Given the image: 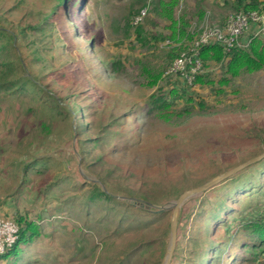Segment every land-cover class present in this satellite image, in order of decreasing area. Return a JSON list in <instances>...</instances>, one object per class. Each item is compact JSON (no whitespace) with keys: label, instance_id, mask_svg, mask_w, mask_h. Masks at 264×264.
Here are the masks:
<instances>
[{"label":"rangeland","instance_id":"obj_1","mask_svg":"<svg viewBox=\"0 0 264 264\" xmlns=\"http://www.w3.org/2000/svg\"><path fill=\"white\" fill-rule=\"evenodd\" d=\"M145 1L70 0L68 10L58 7L41 25L42 33H33V45L18 35L19 56L39 79L42 91L36 97L44 102L31 99L32 93L16 96L0 90V198L5 211H27L32 218L41 213L44 229L38 242L21 246L15 263L8 258L0 264H112L118 258L123 264H147L158 256V264L164 262L170 241V234L164 237L171 208L160 211L166 213L159 219L150 217L146 225L116 231V223L97 225V215L91 209L82 211L80 205L77 207L88 182L101 186L96 175L82 166L76 150L78 122L87 125L80 138L102 140L101 145L87 143V158L103 156L104 162L96 163L94 170L104 172L114 166L121 184L148 197L156 195L158 202L150 203L158 206L176 200L178 191L202 186L264 152V69L241 72L223 87L222 93H217V83L187 86L180 78L165 76V70L156 86H147V78L140 72L142 63L167 67L170 61L166 52L180 44L169 38L157 42L146 39L152 34L170 33L166 27L170 21L157 15L154 0L149 1V13L141 28L130 24ZM53 4L54 0H0V26L15 32L17 26L27 22H43L40 15ZM198 9L204 10L206 23H220L234 11L226 8L223 0H179L175 14L186 11L192 17L190 24L198 26L204 23L195 17ZM137 33L143 38L138 39ZM94 36L92 46L90 39ZM117 59L122 66L112 65ZM219 66L212 64L210 69L215 80L219 78ZM15 70L8 80H15L12 78L20 71ZM5 72L0 66L1 77ZM26 74L30 76L27 69ZM174 87L182 97L165 111L166 118L148 111L150 95L162 93L169 97ZM189 97L192 101L185 105ZM42 122L50 123L51 133L41 131ZM33 157L45 161L27 174L24 189L16 192L22 168ZM255 166L253 163L242 171V178ZM259 179L253 194L233 193L240 202L227 199L239 213L225 212L223 216L234 222L264 210V172L259 173ZM229 181L224 179L212 190L207 189L208 194L217 195L219 188L231 184ZM202 194L190 195L178 209V215L181 207L190 210V220L182 224L186 225L177 251L175 248L177 264H184L185 251L191 246L198 248L189 243L188 237L197 234L199 221H195L194 213ZM75 196L80 199L72 204ZM11 214L7 211L5 215L10 218ZM219 225L216 221L210 224L207 235L223 242L221 250L226 248L219 264H228L230 259L233 264H248L236 259L238 253L227 256L226 250L235 253L237 249H230L233 243ZM242 234L240 231L239 236ZM210 244L217 246L212 240ZM203 264H208V259Z\"/></svg>","mask_w":264,"mask_h":264},{"label":"trees","instance_id":"obj_2","mask_svg":"<svg viewBox=\"0 0 264 264\" xmlns=\"http://www.w3.org/2000/svg\"><path fill=\"white\" fill-rule=\"evenodd\" d=\"M223 1L226 8L228 7L234 11L262 10L264 12V0ZM154 2L157 15L170 21V24L166 26L167 29L170 30V33L167 36H154L152 34L146 39H153L155 42H157L158 40L169 38L172 41H175V43L180 44L178 47L172 48L166 52L165 57L171 62L173 58L185 48V45L182 46V44L186 43L187 41L189 43L194 38V33L190 31V19L192 17L186 13V11H182L178 16H176L175 12L179 4V0H154ZM64 6L68 10L70 8V0H54L53 6L49 8L48 11L40 15L43 22H41V20L37 23L27 22L24 26H17L15 32L4 29L7 28V26H0V66L3 65L6 69L5 75L2 77L0 76V90L8 91L10 95L16 96H25L29 95V93H32L30 95L31 99L39 101L40 103L44 102V100H41V98L39 99L36 97L37 93L42 91L41 86L37 84L39 79L32 74L28 65L24 63L19 56L18 49H20V41L18 40V35H21L23 36L22 38L29 40V45H33V33L41 32V25L49 19V17L54 13L55 10H57L58 7ZM15 7V5L11 6L12 9ZM11 8L6 10V12L10 13ZM204 16L205 12L202 9H198V11L195 12V17H197L198 20H202ZM152 23L156 25L157 22ZM138 27L141 28L139 25ZM136 37L138 39L143 38L141 37L140 33H137ZM94 38L95 36L90 39L91 45L93 44L92 46H94ZM42 39L43 38L40 40L42 41ZM36 52H38L37 49ZM225 55L226 54L223 51V47L220 44L208 43L202 45L199 49V57L205 71L202 74L196 75L192 86H215L217 83V93H222L224 91L223 87L228 85L234 78L239 76L241 72L245 71L251 73L264 69V40L258 37H253L247 48H241L238 46L233 47L229 53L230 58L226 61H224ZM140 63L141 61L137 60V64L139 66ZM212 64L213 66L220 64L218 80H215L213 77V72L210 71ZM112 65L122 66L121 60L117 59L113 61ZM16 68H18L20 71H18L19 73L12 78L15 80H8V76L12 75V73L16 71ZM165 68V65H161L159 68H157L151 65L149 62L142 63L140 72L147 78V86H156L162 78ZM26 69L29 70L30 76L26 74ZM168 93L169 97L162 93L150 95V99L147 104L148 111H155L156 113H160V116L166 118L167 113L165 111L171 109L177 103L178 99L182 97V95L179 94L178 89L175 87L171 88ZM191 101L192 98L189 97L185 105ZM74 108V106H71L70 110L74 111ZM78 123H76V150L81 157L80 160L82 162V166L90 173L93 172V174L96 175L99 181H101V183H103L106 187L107 192H105L98 183L88 182L86 184L88 185V188L83 190V197L81 198L82 200L80 197L75 196L76 199L74 198V201L71 203L75 204L80 199V204H78L77 207L80 205L82 211H84L83 209L87 211H90L91 209L92 212L97 215L96 219H94L97 222V225H100V223H105L108 225L110 223H116L117 228L114 229L116 231L122 227L126 229L137 228L143 224L146 225L149 222L150 217L157 219L163 217L166 212L157 213L145 208L143 209L140 207H135L127 200L118 199L113 196V194H126L133 195L137 198H142L152 203L158 202L156 195L153 197H148L145 196V194H141L142 192H134L126 184H121L123 183L122 179L120 177L117 178L116 174L113 172L115 168L114 166H111L110 170L96 172V170H94L96 163H103V156H98L92 159L87 158L89 152V146L87 143L90 141L96 145H101L102 140L99 138H94L91 140H87L89 138H80L81 132H85L87 125L80 122ZM49 124L50 123L42 122L41 131L43 129L46 131V134H49ZM80 128H82V130H80ZM58 137L60 138L61 136L59 135ZM44 161L41 160V158L33 157L28 163L24 164L20 176L21 179L16 192L24 189L25 183H27L28 179L27 174H29V172L32 170L38 169V166L41 163H44ZM254 163L256 166L252 170H249L250 174L248 176L242 178L240 174L253 163L226 178L230 179L229 182L231 184L228 183L229 185L227 184L219 188L217 195L210 196L208 194L210 189L207 190V192H203L199 202L197 203V209L199 211L197 210L194 213V215L197 214L195 216V221L197 218L199 221L196 230L197 234L188 237L189 243L191 244L193 242V244H195V246L198 248L191 246L189 250L185 251V261L183 260L184 264H203L205 259H208V264H219L221 253L225 251L226 248L221 250L220 247L224 245H221L222 241L219 242L217 239L214 240V238L207 237L209 225L215 221L220 224L219 227L222 230L223 235L225 234L227 238L231 239L233 245L230 249H237L235 253H231V250H226L227 256L231 258V254L238 253L240 256H238L236 259L240 260V263L246 262L248 264H264V210L258 212V214L253 217L246 218L245 220H238L236 218L234 222L233 220H230L229 216H223L225 212L228 215L229 213H239L237 209L233 208V206L227 202L228 198L233 199L234 202H240V197H235V195H232L233 193L238 192L240 194L248 195L249 192V195H251L253 194L252 192L254 190H257L256 187L260 184L259 173L264 172V157ZM212 189L213 188H211V190ZM183 191L184 190L178 191L176 193L177 196L179 197ZM134 212H136L140 217H137L135 214H133ZM189 214L190 210L185 211L183 207L180 208L177 219V240L175 248L178 246L179 241L184 235L183 226L186 225L190 220ZM10 218L14 220L19 226L18 237L16 241L5 250L4 253L0 254V261L12 258L11 261L14 262L22 245L38 242L44 229L42 224L44 218L41 213H38V218H32L29 216L27 211L24 213L17 211ZM183 222L186 224L182 225ZM89 228L92 229L93 226L89 225ZM240 231L243 232L242 236H239ZM169 234L170 224L168 223V227L166 228V236L164 238L166 239ZM165 239L160 241V249L162 251L165 247ZM209 239H211L217 246L211 245V240ZM149 243L151 242H148L147 244ZM176 251L173 252L169 264H177L178 254ZM217 251H220L219 256H216ZM125 258H129L128 253L125 255ZM158 259H154V261L152 260L151 263L148 262L147 264H158ZM123 262L124 261L121 258H118L117 262L112 264H123ZM228 264H233L232 259L228 261Z\"/></svg>","mask_w":264,"mask_h":264},{"label":"built area","instance_id":"obj_3","mask_svg":"<svg viewBox=\"0 0 264 264\" xmlns=\"http://www.w3.org/2000/svg\"><path fill=\"white\" fill-rule=\"evenodd\" d=\"M149 1L135 13L130 21L132 26L142 24L149 13ZM205 18V16H204ZM190 24L194 38L167 65L164 75L180 78L185 85L192 86L196 75L204 73L205 69L199 57V49L208 43H217L223 47L226 54L224 61L229 58L233 47L247 48L253 37L264 40V12L262 10L229 12L221 23ZM202 20V21H203ZM169 44L167 40L165 42ZM19 226L11 218L0 217V254L10 247L18 237Z\"/></svg>","mask_w":264,"mask_h":264},{"label":"water","instance_id":"obj_4","mask_svg":"<svg viewBox=\"0 0 264 264\" xmlns=\"http://www.w3.org/2000/svg\"><path fill=\"white\" fill-rule=\"evenodd\" d=\"M262 157H264V152L258 156H255L254 158L250 159L249 161H246L242 164H239V165L225 171L224 173L220 174L219 176H217L216 178L212 179L211 181L207 182L206 184H204L202 186H198V187H195L192 189H187V190L183 191L176 200L169 203L168 205L158 206V205L152 204L150 202H146V201H143V200L131 197V196H117V197L124 199V200H127L129 203L133 204L134 206H137L140 208H145L147 210H151L154 212L164 211V210H167L169 208L172 209V215H171V219H170V241H169V245H168V248L166 251L164 262L162 263V264H169L171 257L173 255L175 245H176V240H177L178 209L182 205L183 201L186 198H188L190 195L202 193L205 190L213 187L214 185L218 184L222 180L228 178L229 176H231L234 173L238 172L239 170L247 167L248 165L256 162L257 160L261 159ZM100 184L102 186V189L106 191L103 184L102 183H100Z\"/></svg>","mask_w":264,"mask_h":264},{"label":"crops","instance_id":"obj_5","mask_svg":"<svg viewBox=\"0 0 264 264\" xmlns=\"http://www.w3.org/2000/svg\"><path fill=\"white\" fill-rule=\"evenodd\" d=\"M2 191H3V189H2ZM12 193H13V192H12ZM10 195H11V193H10ZM12 197H13V196H12ZM12 197H11V198H12ZM9 198H10V197H9ZM1 199H2V198H0V217H5V216H6L5 214L7 213V211L10 212V213H12L11 215H13V214H15V212L19 211V210H16V211H15V210H13V211H12V210H11V211H10V210H6V211H5V208H4V205H5V204H3V202L1 201Z\"/></svg>","mask_w":264,"mask_h":264}]
</instances>
